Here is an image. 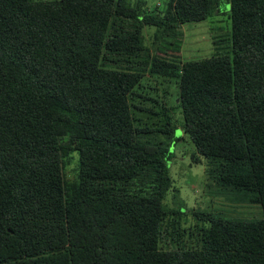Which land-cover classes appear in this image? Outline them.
<instances>
[{"label": "trees", "instance_id": "trees-1", "mask_svg": "<svg viewBox=\"0 0 264 264\" xmlns=\"http://www.w3.org/2000/svg\"><path fill=\"white\" fill-rule=\"evenodd\" d=\"M218 7L228 51L143 50L144 24L165 34ZM146 69L178 78L207 177L261 217L207 215L197 247L160 246L171 143L144 140L129 105ZM0 264H264V0H169L162 16L125 0H0Z\"/></svg>", "mask_w": 264, "mask_h": 264}, {"label": "rangeland", "instance_id": "rangeland-1", "mask_svg": "<svg viewBox=\"0 0 264 264\" xmlns=\"http://www.w3.org/2000/svg\"><path fill=\"white\" fill-rule=\"evenodd\" d=\"M39 1V0H36ZM51 1V0H41ZM139 14L162 16L169 0H125ZM122 26L128 22L122 21ZM231 17L228 9L215 8L204 19L181 23L165 34L155 25L142 27L143 50L151 56L165 50L182 61L207 58L228 51ZM179 101V81L176 77L158 75L144 70L134 92L129 97L130 109L137 125L144 127L143 139L164 146L171 143L169 175L171 186L164 203L174 212L172 223L160 241L162 248H174L177 239L187 247L201 243L204 228L209 226L207 215L220 214L239 218H259L262 208L258 203H241L218 193L206 174V160L196 150L183 129ZM80 169V153L72 151L65 157L64 176L76 178ZM175 236L178 238L175 239Z\"/></svg>", "mask_w": 264, "mask_h": 264}]
</instances>
